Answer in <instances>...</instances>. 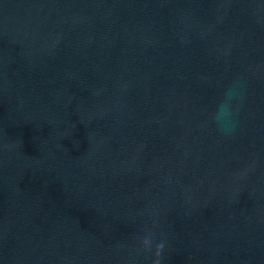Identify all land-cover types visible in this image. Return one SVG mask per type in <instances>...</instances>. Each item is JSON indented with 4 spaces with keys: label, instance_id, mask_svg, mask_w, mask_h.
<instances>
[{
    "label": "water",
    "instance_id": "water-1",
    "mask_svg": "<svg viewBox=\"0 0 264 264\" xmlns=\"http://www.w3.org/2000/svg\"><path fill=\"white\" fill-rule=\"evenodd\" d=\"M0 264H264V0H0Z\"/></svg>",
    "mask_w": 264,
    "mask_h": 264
},
{
    "label": "clouds",
    "instance_id": "clouds-1",
    "mask_svg": "<svg viewBox=\"0 0 264 264\" xmlns=\"http://www.w3.org/2000/svg\"><path fill=\"white\" fill-rule=\"evenodd\" d=\"M226 95L228 96L229 99L231 98L230 92L226 93ZM232 115L233 113L231 111V107L228 104H222L219 107L217 114H216V120L220 124L221 128H223L224 122L226 120L231 119Z\"/></svg>",
    "mask_w": 264,
    "mask_h": 264
}]
</instances>
